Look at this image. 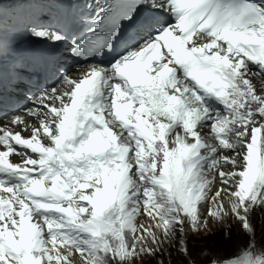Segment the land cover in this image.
Segmentation results:
<instances>
[{"label": "snow or ice", "instance_id": "6c2138e0", "mask_svg": "<svg viewBox=\"0 0 264 264\" xmlns=\"http://www.w3.org/2000/svg\"><path fill=\"white\" fill-rule=\"evenodd\" d=\"M0 2V264H264V0Z\"/></svg>", "mask_w": 264, "mask_h": 264}]
</instances>
